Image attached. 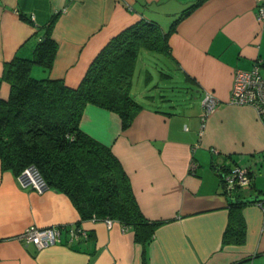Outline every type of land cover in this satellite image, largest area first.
<instances>
[{"label": "crops", "instance_id": "obj_1", "mask_svg": "<svg viewBox=\"0 0 264 264\" xmlns=\"http://www.w3.org/2000/svg\"><path fill=\"white\" fill-rule=\"evenodd\" d=\"M196 1L0 0V77L15 55L30 56L39 28L57 16L53 65L32 72L76 88L120 32L144 20L166 33ZM168 47L167 72L148 69L139 53L131 95L143 108L126 130L117 114L94 105L80 120V129L119 160L145 218L161 221L151 242H135L133 229L118 222L82 219L53 188H21L0 164V264H264V202L243 204L233 221L228 205L264 194V125L250 106L229 103L235 71L264 62L255 0H204L178 21ZM9 92L2 82L0 98ZM206 93L219 104L200 135ZM237 166L250 170L252 184L227 195L222 174ZM229 223L240 226L241 242L224 241ZM28 227L57 228L60 240L38 250L17 239ZM76 228L85 235L71 239Z\"/></svg>", "mask_w": 264, "mask_h": 264}, {"label": "trees", "instance_id": "obj_2", "mask_svg": "<svg viewBox=\"0 0 264 264\" xmlns=\"http://www.w3.org/2000/svg\"><path fill=\"white\" fill-rule=\"evenodd\" d=\"M203 1L187 7L166 33L144 20L120 32L93 59L76 88L31 75L35 66L49 71L53 65L57 51L52 38L57 16H53L39 28L30 56L15 55L3 65L0 86L6 82L10 92L6 100L0 98L1 169L17 176L34 166L48 188L70 198L82 219H109L131 227L135 242H151L161 221L145 218L119 160L109 147L80 129V120L85 107L94 105L117 114L126 130L143 108L131 95L139 53L169 58L168 38L176 24ZM228 205L233 221L243 204L229 199ZM242 238L240 226L229 223L224 241Z\"/></svg>", "mask_w": 264, "mask_h": 264}, {"label": "built area", "instance_id": "obj_3", "mask_svg": "<svg viewBox=\"0 0 264 264\" xmlns=\"http://www.w3.org/2000/svg\"><path fill=\"white\" fill-rule=\"evenodd\" d=\"M63 10L62 12H64ZM33 16L30 20L33 21ZM255 19L264 28V0H255ZM229 103L239 106H250L253 108L264 125V62H257L251 70H236L233 78V86ZM219 101L210 93H206L202 100V122L199 134H202L206 117L217 107ZM251 172L247 168L240 166L230 168L222 174V186L227 195H235L244 188L252 184ZM21 188L32 189L42 193L48 189L47 184L38 169L34 166L26 167L16 176ZM108 227L113 223L112 220L105 219ZM71 239H78L85 235L79 228L68 232ZM17 239L25 244H33L38 250L46 246L55 244L60 240V230L57 228L37 229L28 227L21 232Z\"/></svg>", "mask_w": 264, "mask_h": 264}, {"label": "rangeland", "instance_id": "obj_4", "mask_svg": "<svg viewBox=\"0 0 264 264\" xmlns=\"http://www.w3.org/2000/svg\"><path fill=\"white\" fill-rule=\"evenodd\" d=\"M143 53L142 54H146L145 56V60H146V63H147V67L148 69H151L157 73L156 69L158 71H163V72H167V69L170 67L169 66V61L168 59H166L163 55H159V54H154V53H150V52H147V51H142ZM162 60H165L166 64L168 66H166V64H161L162 63ZM154 63V64H153ZM156 63V64H155ZM153 64V65H152ZM150 67V68H149ZM151 71V70H150ZM31 75L34 77V78H37V79H40V76H39V73H35V72H32ZM140 82H142V77L140 78ZM156 83V82H155ZM162 85V84H160ZM142 88V87H141ZM163 89V88H161ZM159 89V91H166L165 89L161 90ZM148 92L151 90H153L152 87L146 89ZM160 93V92H158Z\"/></svg>", "mask_w": 264, "mask_h": 264}, {"label": "water", "instance_id": "obj_5", "mask_svg": "<svg viewBox=\"0 0 264 264\" xmlns=\"http://www.w3.org/2000/svg\"><path fill=\"white\" fill-rule=\"evenodd\" d=\"M231 202L235 204H247V203H255V202H264V194L259 196H251L244 199H232Z\"/></svg>", "mask_w": 264, "mask_h": 264}]
</instances>
